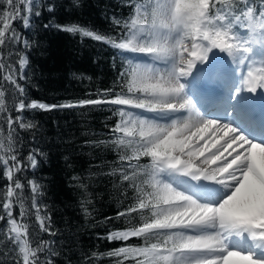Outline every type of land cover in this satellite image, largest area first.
Listing matches in <instances>:
<instances>
[{
  "label": "snow or ice",
  "instance_id": "obj_1",
  "mask_svg": "<svg viewBox=\"0 0 264 264\" xmlns=\"http://www.w3.org/2000/svg\"><path fill=\"white\" fill-rule=\"evenodd\" d=\"M82 6L0 0V264H73L77 234L54 227L44 185L23 176L47 154L24 155L21 134L37 139L33 114L75 109L116 117L105 139L84 141L116 159L72 177L79 210L94 219L92 185L103 179L120 205L97 235L119 246L81 250L76 264H264V0H118L126 15L102 9L112 35L54 22L58 9L71 18ZM44 12L45 30L114 50L113 87L29 99L37 42L19 29Z\"/></svg>",
  "mask_w": 264,
  "mask_h": 264
},
{
  "label": "trees",
  "instance_id": "obj_2",
  "mask_svg": "<svg viewBox=\"0 0 264 264\" xmlns=\"http://www.w3.org/2000/svg\"><path fill=\"white\" fill-rule=\"evenodd\" d=\"M60 3L67 9L70 0H60ZM82 3L83 6L71 18L63 9H58L54 22L78 23L112 35L102 9L109 8V15L112 11L127 14L126 9L115 7L118 0H82ZM49 20L53 17L44 12L40 19L34 21L31 30L19 29L17 25L25 36L37 42L29 57V99L61 103L85 98L89 94H93L94 98L100 90L113 87L117 68L121 64L120 58L116 57L114 66V50L91 38L81 39L79 34L72 35L54 28L45 30L43 24ZM33 115L41 127L35 141L31 139V133L21 134L26 145L23 154L39 146L47 155L44 159L38 157L41 159L40 166L35 170H26L23 176L32 179L34 172L35 178L44 185L43 203L51 209L54 227L65 232L71 227L72 232L77 234L73 264H76L81 250L106 252L119 246L118 242L97 239V235L105 233L104 217L114 215L120 207L113 198L116 193L112 183L103 179L92 185L94 219L86 220L78 206L82 198L80 191L72 181L73 176L88 177L90 172L97 170L96 165L103 168L105 164L114 163L116 157L111 151L93 149L84 141L105 139L108 134L105 125L110 127L116 117H112L107 109H75ZM103 171H110V168H103Z\"/></svg>",
  "mask_w": 264,
  "mask_h": 264
}]
</instances>
